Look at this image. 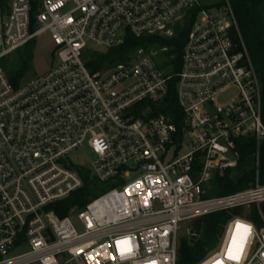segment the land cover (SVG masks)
<instances>
[{
  "label": "built area",
  "instance_id": "2783aa9c",
  "mask_svg": "<svg viewBox=\"0 0 264 264\" xmlns=\"http://www.w3.org/2000/svg\"><path fill=\"white\" fill-rule=\"evenodd\" d=\"M186 16L193 22L176 74L158 67L157 50L94 73L84 65L88 50L105 51L127 33L171 36ZM41 32L54 45L49 70L14 86L0 65V264H176L183 222L252 205L263 226L231 217L218 250L197 264H264L257 170L248 188L204 197L214 173L236 166L238 138L255 139L256 167L264 142L260 83L227 0L214 12L202 0H10L0 9V59ZM172 77L179 139L164 116L137 108L161 100ZM185 138L191 149L179 155ZM83 143L92 159L74 162ZM77 166L119 184L60 218L54 207L82 186ZM237 223L249 231L231 260Z\"/></svg>",
  "mask_w": 264,
  "mask_h": 264
},
{
  "label": "trees",
  "instance_id": "16d2710c",
  "mask_svg": "<svg viewBox=\"0 0 264 264\" xmlns=\"http://www.w3.org/2000/svg\"><path fill=\"white\" fill-rule=\"evenodd\" d=\"M236 20L239 33L243 39L250 61L261 87V120L264 124V0H227ZM9 0H0V9L6 11ZM224 4V2L222 3ZM192 16H186L175 24L171 36L146 35L135 38L127 33L123 41L105 51L88 50L83 56L84 65L89 72L107 70L132 59L134 53L143 49L146 52L158 50L156 61L158 67L167 74H176L181 67V54L187 39ZM32 40L13 51L15 57L9 62L0 59L9 82L18 86L23 78L25 68L32 58ZM176 77L168 82L167 93L155 102H142L137 108L149 107L155 115H162L172 122L177 129L176 138L181 136L183 113L176 95ZM238 160L236 166L226 169L223 173H214L206 185L204 197H216L237 192L251 186L255 181L257 170L258 181L264 184V142L259 146L258 166H255V139L241 137L236 140ZM200 163L195 159L192 164L193 174L200 170ZM76 170L82 186L71 195L59 202L54 210L58 217L69 215L72 208H82L98 193L117 186L118 181L98 182L84 167ZM261 213L264 205L260 206ZM233 216H241L252 221L256 227H262L263 221L257 208L252 205L248 209L235 207L229 211H219L194 218L189 221L190 234L178 238L176 264H197L218 244L226 222Z\"/></svg>",
  "mask_w": 264,
  "mask_h": 264
},
{
  "label": "rangeland",
  "instance_id": "374dc122",
  "mask_svg": "<svg viewBox=\"0 0 264 264\" xmlns=\"http://www.w3.org/2000/svg\"><path fill=\"white\" fill-rule=\"evenodd\" d=\"M202 2H203V4H205V6H207L211 10V12H214L217 9V7L220 6L224 2V0H202ZM175 24L173 25V28H174ZM53 49H54L53 42H52V40H51V38L47 32L39 33L32 40V44H31L32 58H31V61L29 62V64L27 65V67L25 68L24 75H23L21 82H24V81H26V80L34 77V76L43 74L44 72L49 70V68L52 65L56 64V58H54L53 54H52ZM157 52H159V51L157 50ZM14 57H15L14 53L11 52L10 54H8L6 56L5 62L9 63ZM136 57H137V54L134 53L132 58L135 59ZM190 149H191L190 140H189V138H185L183 146L181 147V149L179 151V155H182V154L188 152ZM173 152H174V148H171L168 151V157H172ZM70 157L74 162L86 163L92 159V154H90L87 144L83 143L81 148L74 150L73 152L70 153ZM133 178H135V175H131L129 177V180H132ZM107 190H109V189H107ZM107 190H104V191L98 193L96 196H94V198L103 194ZM262 205H264V204H262ZM262 215L264 217V211L262 212ZM72 221H73L75 227L78 228V230H80V226H79V223H78L76 217H74L72 219ZM188 230H190L189 222H183L180 225V228L178 230V238L183 237V236L187 237L189 235L187 232ZM220 240H221V238H220ZM219 245H220V241L208 253V255H211L213 252L217 251ZM208 255H206V256H208Z\"/></svg>",
  "mask_w": 264,
  "mask_h": 264
},
{
  "label": "snow or ice",
  "instance_id": "6c2138e0",
  "mask_svg": "<svg viewBox=\"0 0 264 264\" xmlns=\"http://www.w3.org/2000/svg\"><path fill=\"white\" fill-rule=\"evenodd\" d=\"M249 231L248 226L237 223L235 231L231 238V241L228 244L226 257L231 260H238L239 253L242 251L243 242L246 238V235ZM120 243L126 244L127 241H121ZM216 264H223L222 261H217Z\"/></svg>",
  "mask_w": 264,
  "mask_h": 264
}]
</instances>
